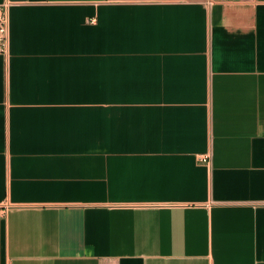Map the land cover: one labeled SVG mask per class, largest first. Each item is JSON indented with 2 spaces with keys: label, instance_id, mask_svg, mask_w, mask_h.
Wrapping results in <instances>:
<instances>
[{
  "label": "crops",
  "instance_id": "1",
  "mask_svg": "<svg viewBox=\"0 0 264 264\" xmlns=\"http://www.w3.org/2000/svg\"><path fill=\"white\" fill-rule=\"evenodd\" d=\"M3 3L0 264H264V0Z\"/></svg>",
  "mask_w": 264,
  "mask_h": 264
},
{
  "label": "built area",
  "instance_id": "2",
  "mask_svg": "<svg viewBox=\"0 0 264 264\" xmlns=\"http://www.w3.org/2000/svg\"><path fill=\"white\" fill-rule=\"evenodd\" d=\"M10 17L7 3L0 4V54L6 55L9 51ZM207 156L203 157L206 160Z\"/></svg>",
  "mask_w": 264,
  "mask_h": 264
}]
</instances>
